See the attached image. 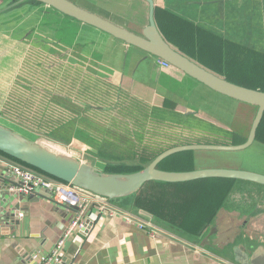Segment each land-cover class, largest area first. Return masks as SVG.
Masks as SVG:
<instances>
[{"label":"crops","instance_id":"0c3cea01","mask_svg":"<svg viewBox=\"0 0 264 264\" xmlns=\"http://www.w3.org/2000/svg\"><path fill=\"white\" fill-rule=\"evenodd\" d=\"M71 1L77 2L76 4L85 9L93 5L90 1L81 0L86 4L78 0ZM153 1L155 8L164 9L179 20L178 39L169 31L161 30L155 15L162 37L174 49L231 83L239 84L254 78L250 70L248 23L251 19L250 10L259 11L258 2L252 4L250 0ZM22 2L17 1L13 6H18ZM105 2L109 7L117 6L122 12L133 13L127 18L124 15L102 16L121 27L131 29L147 16V5L141 0ZM8 3L9 0H0V113L3 109L9 116L17 107L20 95L10 93L17 83L28 45L60 57L65 65L80 68L99 79L101 84L113 86L117 100L120 95L121 98L143 105L150 113L180 116L181 129L180 127L173 129L181 133L188 132L187 135L190 134V137H196L200 130H189L184 124L189 123L192 128L197 126L196 123L213 125L211 123L215 120L212 119L214 116L212 109L216 111L218 105L230 104L227 99L206 93L204 91L206 89L180 71L162 68L154 57H148L133 47L126 46L35 1L24 0V4L14 8L8 7ZM100 4L101 0H96L94 5ZM43 10L55 12L62 18V24H59L58 20L54 22L52 26L54 32L47 31L48 26L43 27ZM181 19L197 27L189 33L190 36H186L194 40V56L181 51ZM37 43L43 47L40 48ZM66 100L69 101L68 97ZM104 108L105 106H99L96 110L104 113L98 115L105 118L106 111L102 112ZM166 109L169 111L166 112ZM77 114L79 115L77 120H72L65 124L67 127L64 129L55 131H72L74 135L77 132L87 135L98 132L81 122L80 119L87 117L81 110ZM203 114L213 121L210 120L209 123L208 119L203 120ZM198 136L200 138V135ZM72 139L80 140L76 136ZM72 139L70 145L76 144L77 140ZM82 142L91 145L89 141ZM188 144L207 143L188 141L182 135L181 145ZM204 155L206 154L193 153L192 170L207 167L252 171L255 169L243 164L244 155L214 164L203 163ZM9 164L17 163L0 155V264H36L33 255L37 252L50 251L73 220L75 213L56 203L49 192L41 189L27 195L17 194L16 190L14 191L16 180L6 173V165ZM146 186L149 189L155 185L148 183ZM165 188H169L170 193H175L173 188ZM259 188V191L254 189L252 193L254 198L251 202L243 205L228 197L231 192L229 190L210 220L197 226L182 219L172 223L148 213L150 217L145 216L141 213L145 211L137 209L141 211L139 213L132 209L136 197L128 201L131 204L129 208L123 209L134 216L130 223L121 216L109 218L100 215L96 209L89 207L85 221L90 230L86 235L79 232L69 238L61 251V263L227 264L223 257H229L234 246H244L247 250L258 246L264 247V187ZM226 202L228 204L224 205ZM193 210L195 211L196 207ZM188 218L186 214L183 216L184 220ZM140 223L145 229L140 230L137 227ZM219 248L222 249L221 258L217 252Z\"/></svg>","mask_w":264,"mask_h":264},{"label":"water","instance_id":"95a60500","mask_svg":"<svg viewBox=\"0 0 264 264\" xmlns=\"http://www.w3.org/2000/svg\"><path fill=\"white\" fill-rule=\"evenodd\" d=\"M22 1L24 0H19L18 2ZM30 1L45 5L66 17L120 41L126 46L143 52L148 57H154L157 61L165 62L168 67H162L158 64L165 69L172 68L180 71L183 75L201 85L204 89L217 95L220 99L231 100L241 106L250 108L252 111L251 120L245 129V141L241 144H188L174 146L162 151L149 160L140 170L130 173L100 171L91 161H81L78 158L80 155H78V152L80 150L84 152L83 147L81 149L78 146H75L78 147L75 148L74 145H68L76 149L75 151H71L68 150V146L66 148V143H61L59 140L52 139V137L33 140L3 124H0L1 154L31 168L30 170L59 180L78 191L92 195L100 200L110 202L122 208V210L130 207L131 204L128 201L136 197L148 183L176 184L202 179L220 178L248 182L264 187V174L252 170L207 167L177 172L162 170L158 167L165 159L182 152L212 153L210 155H204L203 157L204 160L211 161L231 159L217 153H239L240 155L247 151L255 144L256 131L264 115V92L231 83L208 71L174 49L162 37L157 27L155 21L156 8L153 0H141L147 5V16L137 22L131 29L121 27L107 18L79 6L71 0ZM218 106L224 105L221 104ZM224 107L226 109L221 113L215 111L214 108L212 109V114H214L212 117L213 120L217 121V115L221 116L222 114L225 116L226 113L231 114L233 112L234 107ZM104 111H107V109L104 108ZM219 123L225 124L222 116ZM220 128L230 130V128H225L221 125ZM59 147H61V150L57 149ZM107 164L112 166L118 165V163ZM132 209L138 211L136 208ZM138 212L140 213L141 211ZM141 213L150 217L145 212ZM217 252L219 256L221 255L219 258L223 257L222 249L219 248ZM230 256L223 257V260L231 264H264V247L258 246L255 249L247 250L244 246L237 245L232 248ZM61 264L64 263L62 262Z\"/></svg>","mask_w":264,"mask_h":264},{"label":"rangeland","instance_id":"374dc122","mask_svg":"<svg viewBox=\"0 0 264 264\" xmlns=\"http://www.w3.org/2000/svg\"><path fill=\"white\" fill-rule=\"evenodd\" d=\"M19 0H9L8 7L14 8L21 6L24 4V1L19 4L18 6H13L15 2ZM81 1V0H78ZM86 2H92V6H87L90 11L97 13L101 16H114V17H122L123 15L127 17L132 16V12H122L117 8V6H108L105 0H101L102 4H96V0H84ZM113 2L118 3L119 0H111ZM251 3H259L264 6V0H250ZM83 2V1H81ZM84 3V2H83ZM86 4V3H84ZM119 5V4H118ZM120 7V6H118ZM259 14H263L262 19L256 20L253 15L251 14L250 22L248 23V30L250 32L249 42L250 48L254 47L258 51L264 50V7ZM158 10H164L161 8H156ZM62 15V14H61ZM43 17V27L48 26L46 29L49 32H54L52 26H54V22L58 20L59 24H62V18H60L55 12L49 13L45 10L42 11ZM93 40V39H92ZM39 44V43H37ZM39 47L42 48L43 45L39 44ZM33 53L36 55L37 58H34L32 55ZM26 58L23 62V67H21L20 72H25V76L19 79L18 83H16L14 88L11 90L10 95H17L19 94L24 100L22 101L23 107L21 112L13 111L11 115H6L5 110L1 109L0 113V124H3L11 129L17 131L18 133L31 138L33 140H39V138H51L59 140L61 143H66V148L70 145L71 139L76 136L80 140H77L74 146H78L82 149L85 148L84 152H78V158L81 161H91L94 166L104 172L109 173H130L135 172L136 170L141 169L145 166L148 161L150 160L148 157L151 156V153H147L148 150L146 148H150L153 150L160 149V146H165L167 144L168 148L174 147L171 144L176 146L181 145V136H185L188 141L190 140H197L199 139L198 135H201V131L197 133L196 137H190L187 133L177 132L176 129L181 125V117L180 116H171L167 113L166 116H162L160 113H153L147 110L141 104L132 103L134 107V111L137 113L136 115L131 117L129 116L130 111L126 110L124 114L123 110L121 109L119 104H114L112 99L115 98L114 87L111 85H104L98 84L97 82L93 83L92 81L88 80L90 83L91 92H93V87L95 88L96 98H106L105 103L103 104L100 100H89L88 102L82 101V98L78 96L76 90L80 87L78 84L76 77H82L83 73L82 70L78 67H71L66 70V75L71 76V82L73 84L72 91H75L73 94V102L76 105L86 104L92 107H99L105 106L106 108L110 107L113 110L106 111L105 118L104 117H94V116H87L86 118L80 119L81 122L88 125V127L95 128L99 134L98 135H87L81 134L79 132L75 133L72 131H52L53 127H55L56 116L63 118V126L59 127V129H64L65 124L69 123L67 119V112L65 111L67 108L71 107V102L67 101V103H61L57 99H49V95L46 94L49 91H56L57 84H47L48 87L44 85L43 76L45 75L46 69L53 65L51 63L52 57H48V54L44 50L36 49L33 45L27 46L26 51ZM70 67V66H68ZM64 71V70H63ZM48 72H46V75ZM20 75V73H19ZM40 81V82H39ZM85 81V80H82ZM65 87V84L61 85ZM93 86V87H92ZM40 90H37V88ZM206 93H211L208 90H204ZM41 92V93H38ZM213 95V94H211ZM86 96V95H85ZM10 99V97H9ZM7 101V100H6ZM112 102V103H111ZM227 108H233V112L231 114L226 113L225 116L221 114L222 120H225V124L219 123L221 120V116L217 115V121L210 122L207 115H202L203 120L209 121V123L213 124L212 127L219 129L220 125L225 128H230L233 134L237 135L238 137L244 136L245 129L249 125V121L251 120V110L246 106H241L240 104L228 100ZM18 105V104H17ZM55 105V109L52 111L50 110ZM21 106V105H20ZM63 109H62V108ZM119 109V112L117 109ZM139 107V108H137ZM213 108V107H212ZM226 108L224 106H218L216 111L221 113ZM168 112L169 110H165ZM53 113L55 115H52ZM120 115V116H119ZM115 117V118H114ZM162 123V125H157ZM145 128H142L143 125ZM132 125V129L130 126ZM206 125V124H204ZM210 126L206 125L205 127ZM217 126V127H216ZM145 129V130H144ZM159 129H164L159 130ZM172 129V130H171ZM181 129V128H180ZM215 133H210L208 137H204L203 139H207L208 141H213L216 139ZM131 137L133 140L136 141L137 144V153L132 154V149L135 150V147H132V142L124 141L123 138ZM91 137V138H90ZM101 137L99 140L98 138ZM103 138V141L102 140ZM119 139L121 141H119ZM84 142H91V145L88 146ZM98 140V141H97ZM80 143V144H78ZM113 145L112 150L109 149L110 146ZM230 145V144H227ZM146 147V148H145ZM101 149L100 155L91 156L90 149ZM61 150V147L57 148ZM103 149V150H102ZM68 150L75 151L76 149L68 146ZM90 150V151H89ZM146 151V152H145ZM151 152V151H150ZM194 153V152H192ZM91 154V155H90ZM242 162L247 167H253V171L262 172L264 173V146H260L257 143L254 144L251 148H249L244 153L240 154L243 156ZM125 157V158H124ZM235 158V157H229ZM193 161V156H192ZM223 161L220 160H211L206 161L202 159V162H206L207 164H214L217 162ZM107 163H118L116 166H112ZM242 164V163H241ZM124 165L127 166L129 169L121 170V171H113L111 168L113 167H123ZM248 182L243 183L242 181H236L235 184L230 188V194L228 197L232 198L234 201L239 202L240 204H249L251 200L254 198L252 193L254 189L259 191V186L247 184ZM227 197V198H228ZM228 204L226 202L224 205Z\"/></svg>","mask_w":264,"mask_h":264},{"label":"trees","instance_id":"16d2710c","mask_svg":"<svg viewBox=\"0 0 264 264\" xmlns=\"http://www.w3.org/2000/svg\"><path fill=\"white\" fill-rule=\"evenodd\" d=\"M77 3V2H75ZM155 15L157 22L161 28V30H167L174 37H178L177 28L180 23L176 16L165 11V10H155ZM194 29H197L191 23L181 19V51L194 56L195 54V43L193 38H188L186 36H190ZM166 35V34H165ZM170 40V37L166 35ZM179 39V37H178ZM177 41V40H175ZM197 47V45H196ZM250 70L252 79L240 82L237 85L244 86L254 90H260L264 92V50L258 51L256 48H250ZM146 125V124H145ZM143 125L142 128H145ZM189 130H200L201 135L197 142L199 143H207V144H218V145H238L245 141V137L237 136L233 134L230 130H224L219 127L216 129L215 127L204 125V123L198 125L196 123V127L192 128L189 123L184 124ZM181 128V125L179 126ZM145 130V129H144ZM94 135H98L99 132H93ZM210 133H215L216 139L213 141H208L207 139H203L204 137H208ZM121 137V136H120ZM123 138V137H121ZM124 141L132 142V147H135V150L132 149V154L137 153V144L136 141L131 137L123 138ZM119 141H121L119 139ZM264 145V115L260 122V125L256 131L255 144ZM175 146L174 144H171ZM167 146V145H166ZM113 145L109 147L112 150ZM146 148V147H145ZM168 149V147L163 146L160 149L153 150L150 148H146L147 153H151V156L148 157L150 160L160 154L162 151ZM91 154L100 155L101 149H90ZM89 150V151H90ZM103 150V149H102ZM151 151V152H150ZM146 152V151H145ZM206 155H210L212 153L203 152ZM223 157H236L240 158L239 153H217ZM213 154V155H217ZM1 156L12 160L11 158L0 153ZM192 152H182L175 154L159 164V168L167 171H190L193 167L192 161ZM125 158V157H124ZM14 161V160H12ZM15 163L29 168L25 165L20 164L17 161ZM31 169V168H29ZM113 171H121L129 169L127 166L123 167H113L111 168ZM140 170V169H139ZM138 171V170H136ZM235 181L229 179H202L196 180L186 183H176V184H156L151 183V185H155L153 188L147 189L146 187L142 188L138 193L134 200L133 208L140 209L145 211L148 214L153 215L154 217L166 220L168 222L177 223L181 219L184 222L195 223V225H203L208 222L212 215H214L215 209H217L230 188L232 187ZM167 185V186H166ZM174 189L175 193H170L169 188ZM121 207V206H120ZM196 207L194 211L193 208ZM187 215L188 219L184 220L183 216Z\"/></svg>","mask_w":264,"mask_h":264},{"label":"built area","instance_id":"2783aa9c","mask_svg":"<svg viewBox=\"0 0 264 264\" xmlns=\"http://www.w3.org/2000/svg\"><path fill=\"white\" fill-rule=\"evenodd\" d=\"M162 67H168L165 62L158 61ZM6 173L13 177L17 184L14 191L20 195H27L36 189L49 192L53 200L61 206L74 211V218L63 231L61 237L56 241L52 249L47 253H39L33 255L36 264H61L62 253L65 244L74 233H88L89 226L85 221V215L89 207L94 208L100 215L109 218L115 216L124 217L125 221L131 222L134 216L124 212V210L116 207L110 202L100 200L92 195L78 191L68 184H65L54 178L45 176L19 164L6 165ZM140 230L145 229L143 224H138ZM227 264H231L228 263Z\"/></svg>","mask_w":264,"mask_h":264},{"label":"flooded vegetation","instance_id":"af4514ba","mask_svg":"<svg viewBox=\"0 0 264 264\" xmlns=\"http://www.w3.org/2000/svg\"><path fill=\"white\" fill-rule=\"evenodd\" d=\"M37 4H40V3H37ZM40 5H42V4H40ZM43 6H45V5H43ZM258 6H259V11L255 12L251 9L250 14H252L255 19L260 20V19H262L263 14L261 16V14H259V12H261L262 7H264V6H262L261 4H259ZM252 7H253V5H251V8ZM47 8H49V7H47ZM49 9H51V8H49ZM51 10H53V9H51ZM47 54H48V57H52L53 61H51V63H53V65L46 69V72H48V74L46 75V72H45V75L43 76L44 85L46 87H48L47 84H57V87H56V91H49L48 90V92L46 94H43L41 92H38V93H41L43 95H49L48 96L49 99L54 98V99H57L61 103H67L66 97H68V100L72 104L70 108H67L65 110L67 112V116H68L67 119L69 120V122L72 120L78 119L79 115L77 114V112H79L80 110L82 111V113L85 116H88V117L89 116L100 117L98 114H104V113H99L96 110V107L76 105L75 102H73L71 100L74 98L73 94L75 93V91H72L73 84L71 82V79H72L71 76L66 75V70L68 68H71V67H68L63 62H61L60 57H56L54 54H49V53H47ZM32 56L34 58H37L34 53ZM22 67H23V65H22ZM82 73H83L82 77H76L78 84H80V87L76 90V93L78 94V96H80L82 98V101H84V102H88L89 100H100L104 104L107 97L96 98L95 97V94H96L95 88L92 86L93 87L92 89L94 92V93H92L91 88L89 87L90 83L88 80L92 81L93 83L97 82L98 84H101V81L99 79H97L96 77L94 78L93 76H91L90 74H88L85 71H82ZM21 75L25 76V72L24 71L20 72V75L17 77V83H18L19 79L24 77ZM82 80H85V81H82ZM63 84H65V87L61 86ZM37 90H40V88L38 87ZM116 96H117V94H116ZM23 100L24 99L21 96H19V101L17 102L18 105L13 111L22 113L21 109L23 107V103H22ZM112 102L114 104H119L120 108L124 109L122 114H124L126 112V110H129L130 111L129 116L131 117V119H132L133 115L137 114L134 111L135 106L132 105V103H136V102H131L130 100H127L125 98H121L120 95L118 96V100L115 97L114 100L112 99ZM136 104H139V103H136ZM56 106H58V105H55L50 110L53 111ZM137 108H139V107H137ZM105 109H107V111H110V110H113L114 108L111 109L110 107H108V108L105 107ZM116 109H117V107H116ZM117 111L119 112V109H117ZM102 112H105V111L102 110ZM50 114L55 115L53 113H50ZM62 119L63 118L56 116L55 127H53L52 131H55L56 129H59V127L63 126V120ZM145 126H147V125H145ZM130 128L132 129V125L130 126Z\"/></svg>","mask_w":264,"mask_h":264}]
</instances>
